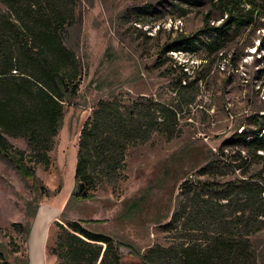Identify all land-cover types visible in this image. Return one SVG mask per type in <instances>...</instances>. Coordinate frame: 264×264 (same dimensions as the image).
<instances>
[{
	"label": "rangeland",
	"instance_id": "1",
	"mask_svg": "<svg viewBox=\"0 0 264 264\" xmlns=\"http://www.w3.org/2000/svg\"><path fill=\"white\" fill-rule=\"evenodd\" d=\"M233 6L239 14L249 10L245 0H77L76 23L64 40L81 62L79 94L65 108L49 167L31 164L50 194H35L32 180L0 158V242L11 264H23L26 256V235L14 225L27 229L36 207L59 211L49 249L56 243L57 225L82 221L87 229L113 238L121 264H146L144 256L157 246L204 237L180 225L167 228L186 205L183 183L189 182L191 196L203 194L210 182L236 180L263 167L240 146L227 143L237 132L253 128V115L264 114V2L254 10L253 21L232 32L224 46H210L209 37H202L195 54L165 53L163 46L179 35L197 33L206 21L220 25ZM184 77L200 88L196 103L181 116L182 135L167 141L155 134L130 148L119 180H105L92 200L72 199L81 131L98 102L117 98L130 105L143 96L170 102L172 87ZM8 140L29 152L27 140ZM211 162L212 175H202ZM11 238L22 247L19 262L11 253ZM250 240L257 264H264V228ZM48 254V264H59Z\"/></svg>",
	"mask_w": 264,
	"mask_h": 264
},
{
	"label": "trees",
	"instance_id": "2",
	"mask_svg": "<svg viewBox=\"0 0 264 264\" xmlns=\"http://www.w3.org/2000/svg\"><path fill=\"white\" fill-rule=\"evenodd\" d=\"M245 2L249 6L245 13L229 7L220 25L206 21L197 33L165 43L164 52L195 54L202 37L211 38L210 46H224L232 32L253 21L254 10L264 0ZM76 4L77 0H0V158L32 180V191L42 196L50 191L31 164L49 167V153L63 126L65 108L78 96L81 85V62L64 40L76 23ZM185 69L184 65L187 75ZM196 84L181 78L172 87L170 102L149 96L130 105L117 98L100 100L81 131L72 199L92 200L105 180H119L130 148L148 143L155 134L167 141L180 137L181 116L197 101L200 87ZM250 121L253 128L237 132L227 144L240 146L262 169L221 184L210 182L205 186L207 193L196 191L192 196L189 182H184L186 205L167 228L180 225L183 231L203 232L204 237L168 248L157 246L144 256L146 264H257L250 237L264 228V114H255ZM8 137L27 140L29 152L14 146ZM214 170L211 162L201 174L212 175ZM31 226L14 225L26 235L23 264L30 262ZM57 226L56 243L47 252L59 264H121L120 248L112 237L87 229L82 221ZM10 243L19 262L22 247L14 238ZM4 250L0 242V264H11Z\"/></svg>",
	"mask_w": 264,
	"mask_h": 264
},
{
	"label": "crops",
	"instance_id": "3",
	"mask_svg": "<svg viewBox=\"0 0 264 264\" xmlns=\"http://www.w3.org/2000/svg\"><path fill=\"white\" fill-rule=\"evenodd\" d=\"M45 211L38 209L33 220L29 238V264H48V242L51 235V224L57 217L58 210L44 207Z\"/></svg>",
	"mask_w": 264,
	"mask_h": 264
}]
</instances>
